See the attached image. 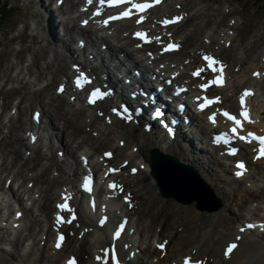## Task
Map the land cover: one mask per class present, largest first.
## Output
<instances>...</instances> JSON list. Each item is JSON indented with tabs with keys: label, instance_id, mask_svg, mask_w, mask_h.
Masks as SVG:
<instances>
[{
	"label": "bare ground",
	"instance_id": "obj_1",
	"mask_svg": "<svg viewBox=\"0 0 264 264\" xmlns=\"http://www.w3.org/2000/svg\"><path fill=\"white\" fill-rule=\"evenodd\" d=\"M41 1L42 0H39L38 4H40ZM65 1L66 2H64L61 7L63 12H65V10L67 11L69 6L71 9L76 8L75 10H78L80 1ZM55 2H57V0ZM65 3H67V7L64 6ZM201 5L202 4L197 3L195 0H165L160 7L155 8L154 12L150 15V18H148V24L156 20L162 14L174 13L176 15L181 14L183 16L181 23L171 27V32L172 36L182 38L183 49H187L181 54L180 52L182 49L179 53L164 55L161 58V61L164 63L168 62V65L170 66L173 63V70L178 69V63L180 62L182 65V69H180L182 71V75H180L177 80L178 82H182L187 79L185 69L190 68V70H192L194 67L199 65V52H203L205 50L218 52L229 62V65L225 70L228 80L225 87L221 89L213 88L214 93L223 95L221 103L222 106L233 105L237 107L236 100L241 89L240 87L248 85L257 86L256 95L254 97H250V104L253 105V114L255 116H259V118L252 123V126L258 127L262 122H264V114L261 112L262 110L264 111V94H260V84L264 85V49L262 48V51H255L253 49L254 47H252L254 50L253 53L251 51L250 53L245 52V45L240 41L241 38L238 33L236 18H229L230 20H228V23L226 24L221 23L223 19L221 21H213V23L207 27V19L205 18L208 14L206 10L207 8L206 6ZM49 11H51V9ZM228 11L230 12L231 10L228 9ZM50 18L55 20V16L51 15V13ZM72 21H74V19ZM41 24L42 23L39 25ZM60 24L68 34L79 27V24L76 22H73L70 26L63 20H60ZM131 24L130 20H124L115 23L114 26L117 25L121 27V31L124 32L127 31ZM153 30L156 31V34H163L164 32L163 29L159 27H154ZM81 31L84 36H88L91 29L86 27L81 28ZM49 38V47L51 49L54 44L56 46L65 44L64 39L57 35L55 22L54 32L51 33ZM134 42L135 41L129 37H125L124 43L118 47L119 52H126L129 57L133 58V54L129 50V46H132ZM154 42L159 43L160 41ZM104 43L109 44L108 47L110 50L114 47L112 51L116 50L115 47L117 48V46L111 44V40L108 39V37H103L100 45ZM259 43L260 42L258 41L254 46H258ZM66 50H71V52L74 53L69 45ZM261 52H263L261 59H257ZM61 55L62 54L57 53L55 59L53 58L54 61L49 62L47 67L41 69L37 74L32 72L31 67H28V74H30V77L32 78V83H35L38 87L45 85L48 87H45L41 91L39 90L41 92V96L39 97L40 101L44 104H40V106L43 109V117H46L49 122L48 128L50 130L58 131L59 129H62L63 131L61 136H59V134L57 135V142L60 146L56 151L58 152L59 150H64L65 153L69 154L70 158H74L75 150L72 144H74L75 139H78V136L83 133L84 136H80L83 138L82 142L90 140V142L93 143L91 149L93 153L90 155V160H88L89 162H87L93 171H101L103 174L104 169H106L105 167L109 164H119H116V166L120 168V171L110 177L123 185L124 193L120 195L116 191H111L109 197L113 199L112 201L117 202V206L123 204V212L127 211L131 213L132 225L137 227L138 230L137 221L140 222L141 219L147 217L150 221V224L148 223L145 225V228H148L147 230H155V226L159 225L163 227V229L157 231L158 237L154 235L150 238V240L152 239V242H149L147 248H142L140 246L145 257L137 255L133 260H131L128 258V255L130 251L135 248V246L127 252L122 249V264H157L158 262L161 264H172V260H175L169 253L172 250L173 252H178L177 254H174L177 256V259H182L184 255L191 254L196 257L194 259H203L205 264H252L254 257L260 253V250L258 249L259 246L261 244L264 245V228H262L264 225L259 224V228L255 230H249L246 228L243 232H241V228L239 227L244 224V221L241 219V222L240 218H246L243 212H241L240 215L236 214L235 216L227 215L225 212L223 214H218V212L222 209L205 213L204 211H206L205 209L207 208H204V211L201 212L195 207V204L197 203L196 200L198 199L194 198L191 203H184L187 204V215L185 218L182 219L180 216H175L173 221L170 220L171 217L163 220V217L161 216L163 215L162 207H155V198L158 197V190L154 185L155 181L153 179L152 181H148L149 177L151 178L149 171L152 163L150 159V150L152 147H158L162 152L174 155L180 161L191 164L198 169L201 177H203V180L208 181L211 185H213V187H216L217 185H214L215 181L219 184H224L226 187L223 186L221 192L226 199L230 201V204L228 205L229 209H235V206H238L239 211L243 210V208H247L246 202H254L257 206L263 204L261 209L263 212H258L257 214L255 213V215L261 214L263 217L264 157L258 160L255 159V150H252L250 144L244 142H240L241 149L236 155L233 157H227L229 160L245 158L249 161L250 165V171L246 177V179L248 178L247 184H243V186H240V189L237 190L238 192H235V190H233L230 186L232 184H236L238 181H242L245 178L236 179L235 177H231L229 184V182L226 181V178L221 177L219 174L225 170H229V172L232 170L231 167L228 169L223 168V164H228V162L224 161L222 158L218 161V163H216L218 165H216L215 169H213L215 170L214 176H211L210 170L212 169H210V164H212L215 159L211 157L207 159L205 153L203 152L204 148L199 149L194 146V142L192 145V142L188 140L189 148H185L179 141L166 140L157 133H154L152 130L150 132H144L138 125L128 124L113 116L109 110L110 108L108 107L109 102L106 100L89 106L85 100L82 99L83 94L81 91H70L68 88L62 95L49 92V89L51 88L50 83L52 84V82H50V80H52V74L48 72L50 71V68H55V72H57L53 77V79L57 82L55 89L58 86V82L62 81V79L67 76V68L61 65V62L63 64L65 62ZM175 58L177 59L175 60ZM39 59L40 57L35 55V60L39 61ZM74 62L77 61L74 60ZM174 63H176V66ZM161 73L162 71L159 72L158 76H160ZM254 73H259V75L253 77ZM48 74L49 76H46ZM232 77H235V81L231 84L230 81L232 80ZM19 78L20 74L18 75V79ZM189 81L191 89L195 88L198 79H194L190 76ZM151 87L152 86L150 85V89ZM57 98L62 99L63 101L62 104L60 103L55 106V99ZM48 101L54 105L52 108L50 107V109L47 108ZM112 102L113 100L110 104H112ZM61 106H66L69 111H64V113H62ZM35 109H38V107ZM35 109H33V111ZM67 113L71 116L67 117ZM53 119L60 120L56 129L54 123H52ZM202 124L203 125L201 127L204 133L200 139L204 140L205 143V133L207 131V127L205 126L206 122L202 121ZM27 130H30V127ZM18 141L25 144L27 147L28 142H25L23 137H18ZM50 142L54 145L52 138L49 139V144ZM52 144L49 147H46L47 150H50ZM102 144H108L110 145L108 148L114 150L115 155L111 158V160L101 156L107 149L103 147L101 154L100 151H98ZM30 148L34 149L33 145H31ZM214 149L217 154L223 151L221 147ZM81 150H85V147H81L80 151ZM35 151L36 149H34V152ZM84 152L87 151L85 150ZM90 152L91 151L88 150V153ZM38 156L42 158H50L49 151ZM80 163L81 162H78L77 159L74 161V164L72 163L71 165H67L68 163L64 161L55 162L54 168L59 174L52 175V172H49V176L45 177V175L48 174L46 170L45 173L38 176L30 175L32 178L27 181V184L30 181H33L34 178L37 181L31 188L23 184L25 180L22 181V176L25 174L27 175V172H19L18 170L14 173L15 177L13 178V185L19 186V189L15 192L12 187L9 186V189L5 192V195L8 196V198L6 199V202H4L0 218V264H58L62 258H66L69 254L73 253L79 254L83 264H86L87 262L93 260V253L95 254L96 250L100 247L107 246L109 241L113 240L114 229L112 225L116 222V213L108 208L98 210L97 203H103L106 202V200H97V195L95 193H93L95 199L92 200L94 208L92 205L87 207V204H85V198L82 200V206L80 204L77 205V202L79 201L77 196L74 199V202L81 213L80 218L71 224L65 223L61 225L62 230L68 231V239L60 250L54 249L48 239L51 235L53 236L54 222L52 216L44 214L43 210L47 209L49 212L53 213L54 207L52 208L51 200L55 199L57 196L59 197L61 193H67L76 189V176L81 170ZM219 166L222 168L218 171ZM132 168H136L137 171L132 172ZM256 169L258 174V176H256L257 178L253 175V171ZM11 171L9 175L12 174ZM166 173L167 174L165 175L158 173L162 179V185L165 190H171L168 191L171 193L163 197L167 198V202L169 204H173L175 202V198L184 202V200L180 198L181 196L176 192V187H179L178 184L188 183L189 186H184L192 189L193 182L198 184V182L195 181L196 177L189 171H182L171 167ZM44 182H48L49 187L43 189L40 184ZM4 183H6V179L4 180ZM20 190L21 194H18ZM127 193L131 196L133 203L132 209H128L127 204L123 202L122 199V197ZM12 194L16 198V203H19L20 208L24 211V217L20 219L24 227L22 229H19L18 226L13 227L11 224V218L13 213L16 212L15 206L17 205L16 203L13 204L8 200ZM22 194L28 196L26 198V202H31L33 205H31L32 207L26 208L23 202L24 198L22 197ZM107 201L112 202L108 199ZM35 207L38 208V210H41L40 215L43 213L45 217L42 215V218H39L38 215L34 216V214H31L33 215V220L28 224L27 219L29 218L30 209L33 208L32 210H34ZM104 215H108V220L101 224L100 220L103 219ZM136 215L138 217L134 220ZM2 220H5V222L3 223ZM245 220H247V222L244 226H246L247 223L252 222L249 218H246ZM173 223L178 226L171 227L169 230L167 227L169 225H174ZM37 227H39V229H37ZM25 231L27 232L25 233ZM2 234L9 237V240L5 242ZM238 237L239 239H237ZM22 238L25 239V241H29V243L33 242L31 249L29 250L26 248L25 253L23 254H21L20 251L17 252ZM37 240L38 242H36ZM44 240L46 241L44 245H42ZM119 240H121V238H119ZM126 240L127 238L125 241ZM127 242L129 241L127 240ZM172 242L174 243L172 244ZM231 242H237L238 246L232 251V253L225 256L224 252L226 247ZM155 243L168 244V254L166 253V255H164L165 257L163 256L164 258L160 256L161 251H159L156 247L153 248V244ZM3 244H7V250ZM19 257L20 263L16 261ZM146 257L149 258L146 259ZM155 257H159L157 261H154ZM262 259V262L264 263V257ZM92 262L97 264L95 260ZM262 262L258 263L260 264Z\"/></svg>",
	"mask_w": 264,
	"mask_h": 264
},
{
	"label": "rangeland",
	"instance_id": "obj_2",
	"mask_svg": "<svg viewBox=\"0 0 264 264\" xmlns=\"http://www.w3.org/2000/svg\"><path fill=\"white\" fill-rule=\"evenodd\" d=\"M9 1L13 3L14 9L13 11L11 10V13L8 15V17L5 18L0 24V201L3 196V192L1 191V189L3 188L7 189L4 186V180L8 178V176L9 179L14 178L15 177L14 173H16V171L18 170L19 172H23V171L27 172V175L25 174L24 176H22V181L25 180L23 183L25 186H27V181L32 178V176L30 175L38 176L45 173L46 170L48 174H46L45 177L49 176V172H52V175H54L53 174L54 163L57 162V157H58L57 156L58 153L56 150L57 148H59L58 146L55 145L56 140L53 139L54 145L52 144L50 150H48L50 158H42L38 156L40 154L45 153V151H42V149H40L39 146L36 148L37 152L35 151L32 153L31 156H28V154H26L27 149H25L26 145L18 141V137H23L25 142L28 141V135L25 136V132L29 128V125L31 123L32 111L37 107L41 108L40 104L44 105L40 101L39 97L41 96L40 91L45 87H47V85H45L41 87L39 91L37 90L38 88L36 89L37 85L35 83L27 82L26 79L24 80V82H21L20 79H18V75L20 74L21 78L26 77L28 79L30 75L28 74L29 72L28 67H31L32 72H34L35 74L39 73V71L41 69H44V67L46 68L47 64L51 61H54L55 56H57L56 54L57 51L54 50V48H57L58 46L54 44L53 48L51 49L49 47L50 41L48 42L47 45V41L44 40L43 36L41 35V29L39 28L41 27V25H39L40 23L37 24L38 28L37 29L35 28V23L43 19L42 14L36 11L38 7L37 2L39 0H9ZM55 1L56 0H52V6L56 5ZM195 1L197 3L202 4L201 6L206 5L207 6L206 8H208V14L205 17L207 19V23H206L207 27L210 26L213 23V21H221L223 19L221 23L226 24L228 23V20L236 18L238 24V30L240 32L239 35L241 38V40L240 39L239 40L247 48L248 52L246 53H250V51L253 53L254 50L262 51L264 49V0H195ZM226 9L227 11L228 9L231 11L227 12ZM232 16L234 17L231 18ZM27 25L29 26V28H27ZM24 27H26L25 31H23ZM258 41L260 43L258 44V46L256 45L255 47L254 46L255 43L257 44ZM71 45L74 46L75 41L71 42ZM99 46L100 43L98 44V47ZM252 47H254L253 48L254 50L252 49ZM185 50L187 49H182L180 54L183 53V51ZM59 52L63 54V56L66 55V52L64 53V51L63 52L59 51ZM263 52L259 54V57L257 59H261ZM35 55H38L40 57L39 61L35 60ZM67 59L68 60L66 65L64 66L62 62L61 65H63L65 68L68 69L70 60L69 58ZM55 70H56L55 68H50V71H48L49 73L52 74L51 75L52 80H50L52 84L50 83L51 88L49 89V92L51 93H55L56 81L53 79V77L57 73L55 72ZM46 76H49V74ZM233 78L231 80L232 83H234L235 80V77ZM260 90H261L260 94H264L263 84H260ZM59 98L55 99L56 100L54 104L55 106L59 105L60 103L62 104L63 100ZM50 103L51 102L49 101L47 103L48 109L54 106L52 103H51L52 105ZM15 109H17L18 111H15ZM64 111L67 112L69 111V109L66 106L65 107L61 106V112L64 113ZM70 116L71 115L67 113V117ZM52 123H54L56 129L60 123V120L53 119ZM52 131L55 132L56 134H59V136H61V133L63 132L62 129L61 130L59 129L60 132L58 130L49 129V133H52ZM80 136L83 137L84 134L81 133ZM80 136H78V139H75L74 144H72L75 150L74 157L76 159L79 158V152H80L78 151V146H77L78 141L80 142V140L83 139ZM84 144H86L87 146L90 145L89 147L92 148L93 143L90 142V140H88L84 142ZM101 146H100L101 148L99 147L98 149L100 153L103 147L104 148L110 147V145L108 144H102ZM216 163H218L217 159L214 160L212 164H210L211 166L210 169H212L210 170L211 176H214L215 170L213 169H215L216 165H218ZM223 165L222 167L224 169L229 168L228 164H223ZM222 167L219 166L218 171ZM10 171L12 172L11 175H9ZM225 171L220 172L219 174L221 177L226 178V181L229 182L230 184L231 177H233L232 176L233 173L229 172V170L228 171L225 170ZM253 173L252 174L255 177L258 176L257 169L254 170ZM247 179L245 178L242 181H238L236 184H232L231 186L229 184L228 185L231 188H233L235 192H238L237 190L240 189L239 188L240 186H243V184L245 183L247 184ZM149 180L152 181V177L151 178L149 177L148 181ZM33 182L35 183L37 182L35 178L33 179ZM215 184H217L216 187H213V185L209 183V185L212 186V189L216 197L221 198L223 202L222 206L220 207V209L222 210L219 211L218 214L219 213L223 214L225 212V214L227 215L235 216L236 214L240 215V213L243 212L246 218H250L251 216H254L255 213L257 214L258 212H263L261 210L263 204L258 205L259 206L258 207L257 204H255L254 202L253 203L246 202L247 208H243V210L240 211L238 206H235V209L233 208L229 209L228 205L230 204V201L226 199V197L221 192L223 186L224 187L226 186L221 183L219 184L216 181L214 182V185ZM48 185H49L48 182H44L40 184V186L43 189L49 187ZM154 185L158 190V186L156 182H154ZM182 193L188 194L189 192L183 190ZM183 196L186 198L187 195H183ZM177 200L178 199L175 198V202L173 204H169L167 202V198L161 196V194L158 192V197L155 198V202H156L155 207L156 208L162 207L163 215L161 216L163 217V220L164 219L166 220L168 217L169 218L171 217L170 220L173 221V219H175V216H180V218L182 219L185 218V216L187 215V204L184 203L182 204L180 203L181 201L178 202ZM206 200L208 203L210 204L212 203L211 198L207 197ZM197 201L198 200H196V202ZM51 204L53 208L54 199L51 200ZM205 210H206L204 211L205 213H210L209 211H207V209ZM40 213L41 210H38V208L35 207L34 215L35 216L38 215L39 218H42V215L44 214L46 215L48 214V216H50L51 214V212H49V210L47 209L43 210L44 214L42 213V215H40ZM137 217L138 216L136 215L134 220L137 219ZM246 218H240V221L242 222V220L244 221ZM143 219H141V221L138 223L139 232L135 235V238L140 244L142 243L141 245L143 246V248H145L147 247L149 242H152V239L150 240V238L154 235L157 236L158 235L157 231H160L161 229H163V227L159 225V226H155V230H147L148 228H145L144 226L148 223L150 224V221L147 217H144ZM174 225L172 226L169 225L167 228L170 230L171 227L178 226L177 224ZM37 229H39V227H37ZM164 229L168 231L166 228ZM27 231H25V233ZM36 242H38V240ZM173 243L174 242H172V244ZM258 249L260 250V253H258V255L254 257L252 264H259L258 262L263 261L262 258L264 257V245L261 244ZM18 251L21 252V249H19ZM177 253H178L177 251L173 252L172 250V253L170 254L172 255V257H175L176 255L174 254ZM16 261L20 263V257ZM260 264H264V263L262 262Z\"/></svg>",
	"mask_w": 264,
	"mask_h": 264
},
{
	"label": "snow or ice",
	"instance_id": "obj_3",
	"mask_svg": "<svg viewBox=\"0 0 264 264\" xmlns=\"http://www.w3.org/2000/svg\"><path fill=\"white\" fill-rule=\"evenodd\" d=\"M128 2H130V0H107L108 5H110V6L111 5L125 4V3H128ZM160 2H161V0H152L151 3H149V2H145V3H132V7L131 8H128V9L120 12L119 15H110V16H108V18L107 19H104L102 21V23H104L105 25H107L109 23V21L116 20V19H120V18H124V17H130L132 15V9L133 8L136 9L138 12L143 13L146 9H150L151 7H153V4H159ZM88 3L89 4H92L93 3V0H88ZM99 3L101 5H103L105 3V0H99ZM94 15H99V10H97V12H95ZM144 19H145V17L143 15H141L139 17V19L136 21V23L139 24ZM180 19H182L181 16H176V17H174L171 20L165 19V20L162 21V23L164 25H169L171 23H175V22L179 21ZM84 23L87 24L88 21H84ZM134 35L136 37H138L139 39L144 40L145 42H149V43L151 42V40L149 39V36L145 32H143V31H137V32L134 33ZM154 39L157 42H159L160 37L157 36ZM137 46L140 47L141 45L138 44ZM178 48H179V45L178 44L168 43L166 45V47L164 48V50L165 51H171V50H175V49H178ZM148 55L151 56V52H149ZM203 59L205 61L209 62V67H211L213 64H219L220 63V61L214 59V57L212 55H204ZM203 71H204V69L198 68L196 71H194L192 73V75L193 76H199L201 74V72H203ZM213 71H216V69L213 68ZM81 75H83V73H81ZM254 75H259V73H254ZM75 83H76V85L78 87L81 86V79L80 78H77L76 81H75ZM212 84H217V85L223 84V66H221L220 75H218L214 80H209L207 83H201L199 85V87L201 89H207ZM58 91L63 92L64 91V86L61 85L60 88H58ZM179 91L180 92H183V91H185V89H180ZM250 94H251L250 91L245 90L244 93H243V95H241V97H240V104L242 106V110L240 112V116L244 117L245 120L249 119V113H248V111L246 109L243 108V105H244V102H245L244 101V97L245 96H248ZM103 95H107V93H101L99 89H96L95 91H92L91 96L89 97V101L88 102L89 103H95L96 100H97V98L98 97H101ZM219 99H220L219 97H215L214 99H209L207 96H204V97H199L198 96L197 97V100H203V102L199 104V107L201 109H205L210 104H213V103L218 102ZM179 107L181 109L183 108L182 105H180ZM113 111H116V109H113ZM123 111H124V113H127L128 110L125 108ZM118 114H121V113H118ZM38 115L39 114H37V116ZM155 115L156 116H161L162 113L160 112L159 109H157L156 112H155ZM223 115L225 117H227L229 120L234 121L237 126H240L241 125V121L239 119H237V117L235 115L230 114L228 111H224L223 112ZM125 118L126 119H131V116H126ZM209 119L212 120L213 122H215L216 114L213 113V115L210 116ZM231 131H232V133H236L237 132V128L236 127H233L231 129ZM248 137H252V138L260 141V156H264V136H256L253 133H248L247 136H239V139L241 141H244V140H247ZM221 140H224V136H217L215 142L219 143ZM225 143H227V140H225ZM231 152H232L233 155H235L237 153V148L236 147H233L231 149ZM104 155L105 156H111L112 154L111 153H105ZM85 162H87V161H85ZM237 167L240 168V169H243L245 167V165H244V163H238L237 164ZM108 171L109 172H116V171H118V169L109 168ZM136 171H137L136 168H132V172H136ZM236 175L239 176V175H242V173L241 172H237ZM89 180H90V177H85L84 187H85L86 190H89L90 191L91 189L89 188V183H88ZM108 186H109V188H113V189L120 188V190L123 191V188L121 186L117 185L115 182H110ZM68 199H69V197L68 196H65L64 202L59 203L57 205V207L59 209H61V210H64L66 212H71L72 213L71 219H68L66 221L67 223L71 224L73 222V220L76 219V215H75V212L70 208L69 203H68ZM124 199L129 202V206H130L131 197L126 195L124 197ZM56 222H57V224H60L62 222H65L64 221V217L61 215L60 212H57L56 213ZM104 222H105L104 219H101L100 220V223L101 224H103ZM254 227H255V225H253V224L246 225V228H248V229H251V228H254ZM124 229H125V223H120L119 226H118V228L115 229V232H114L115 237H117V238L120 237L121 236V232ZM244 230H245L244 227H242L240 229L241 232H243ZM237 239H239V237ZM63 240H64V235H63V233H60L57 236L56 243H55V247L57 249H59L61 247ZM157 247L163 249L165 247V244L164 243H160V244L157 245ZM236 247H237V244L236 243H234V242L233 243H229L227 245V247H226V250L224 252V255L225 256H228L230 253H232V251ZM111 251H112L111 260L117 261V264H119V262L117 260V256L115 255V249L113 248ZM96 259L97 260H101L102 257L101 256H97ZM66 264H76V259L75 258H70L66 262ZM184 264H192L191 259L188 258V257H186L185 258V261H184ZM195 264H203V262L202 261H196Z\"/></svg>",
	"mask_w": 264,
	"mask_h": 264
},
{
	"label": "water",
	"instance_id": "obj_4",
	"mask_svg": "<svg viewBox=\"0 0 264 264\" xmlns=\"http://www.w3.org/2000/svg\"><path fill=\"white\" fill-rule=\"evenodd\" d=\"M151 160H152V175L155 177L163 196H167V194L171 193L168 191H171V190H168V191L165 190V188L162 185V179L158 173L165 175V174H167L166 172L170 167L176 168L178 170H182V171L186 170V171L194 173L191 170V168H189L184 163L179 162L176 157H174L171 154L163 153L157 147H153L151 149ZM195 181L198 182V184L193 182L192 189L184 186V185L189 186L188 183L178 184L179 187H176V189H177L176 192L178 193V195L181 196L180 198L184 200V202H182V203H188V202L191 203L194 200V198L195 199L197 198L198 201L201 203V204L197 203V207L199 209L204 210V208H207L209 211H214V210L219 209L222 206L221 199L217 198L214 195L211 188L208 185H206V183L202 182L199 179V177H196ZM180 183H181V181H180ZM165 187H166V184H165ZM198 187H199V189H198ZM183 190L186 192L188 191L189 193L184 194V193H182ZM183 195H187L186 198ZM207 197L211 198V200H212L211 204L212 205L207 202V200H206ZM178 201H179V199H178Z\"/></svg>",
	"mask_w": 264,
	"mask_h": 264
},
{
	"label": "trees",
	"instance_id": "obj_5",
	"mask_svg": "<svg viewBox=\"0 0 264 264\" xmlns=\"http://www.w3.org/2000/svg\"><path fill=\"white\" fill-rule=\"evenodd\" d=\"M11 10L13 11V7L11 8L9 2L4 3V1L0 0V24L5 18L8 17V15L11 13Z\"/></svg>",
	"mask_w": 264,
	"mask_h": 264
}]
</instances>
